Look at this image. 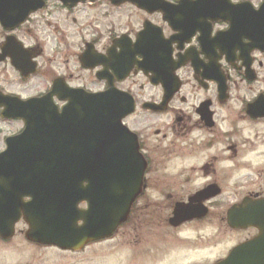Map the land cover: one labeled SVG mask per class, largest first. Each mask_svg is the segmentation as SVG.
I'll use <instances>...</instances> for the list:
<instances>
[{"label": "flooded vegetation", "instance_id": "obj_1", "mask_svg": "<svg viewBox=\"0 0 264 264\" xmlns=\"http://www.w3.org/2000/svg\"><path fill=\"white\" fill-rule=\"evenodd\" d=\"M228 1L222 19L218 0H0V155L24 102L61 113L70 90L132 97L137 195L115 234L132 231L127 264H264V0ZM28 231L23 217L0 250L103 244L66 251Z\"/></svg>", "mask_w": 264, "mask_h": 264}, {"label": "water", "instance_id": "obj_2", "mask_svg": "<svg viewBox=\"0 0 264 264\" xmlns=\"http://www.w3.org/2000/svg\"><path fill=\"white\" fill-rule=\"evenodd\" d=\"M218 3L221 18L227 19L234 6L228 0ZM65 94L62 113L47 103L36 106L37 100L24 104L26 129L0 155V235L12 237L23 216L29 241L79 250L111 237L127 220L137 195L139 154L137 140L122 125L134 110L130 96ZM82 199L89 205L86 211L77 209ZM181 220L176 217L174 223Z\"/></svg>", "mask_w": 264, "mask_h": 264}, {"label": "rangeland", "instance_id": "obj_3", "mask_svg": "<svg viewBox=\"0 0 264 264\" xmlns=\"http://www.w3.org/2000/svg\"><path fill=\"white\" fill-rule=\"evenodd\" d=\"M49 46H51V43H45L47 53L50 50ZM261 142L257 141L258 144ZM250 147L251 144L249 145V149ZM249 149L246 151V154L249 152ZM247 158L244 159L245 162H247ZM261 162H264V159ZM144 223L147 226L146 221ZM19 227H23V230L26 229V226H23V224L19 225ZM131 233L132 231L128 230L124 239L119 237L118 239L111 240V243L107 242L94 246V248L88 249L85 255L80 256H71L70 254L60 255L55 250L45 251V249L34 248L16 240L8 249L0 250V259H4V264H80L81 262L78 261L80 259L82 261L85 260V264H120L121 260L127 264V261L124 260V249L129 243V239L132 236Z\"/></svg>", "mask_w": 264, "mask_h": 264}]
</instances>
